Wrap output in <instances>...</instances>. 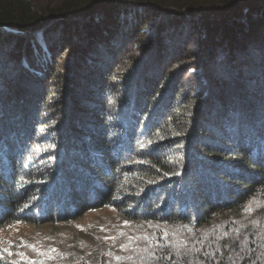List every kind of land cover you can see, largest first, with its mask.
Segmentation results:
<instances>
[{
	"label": "trees",
	"instance_id": "trees-1",
	"mask_svg": "<svg viewBox=\"0 0 264 264\" xmlns=\"http://www.w3.org/2000/svg\"><path fill=\"white\" fill-rule=\"evenodd\" d=\"M1 58L0 229L112 206L193 230L0 264H264L263 206L206 230L264 191V0H0Z\"/></svg>",
	"mask_w": 264,
	"mask_h": 264
},
{
	"label": "rangeland",
	"instance_id": "rangeland-1",
	"mask_svg": "<svg viewBox=\"0 0 264 264\" xmlns=\"http://www.w3.org/2000/svg\"><path fill=\"white\" fill-rule=\"evenodd\" d=\"M195 43H192L190 49L195 46ZM223 54L224 51L217 52L211 64L222 72H224L223 65L228 63L226 58L221 57ZM188 55L190 58H194L193 53ZM3 60L5 59L1 58L0 62ZM169 65L170 62L167 63L166 67ZM189 79L190 77L186 76L185 82L181 83L180 87H184L183 93L188 92ZM263 203L264 191L257 194L239 215L238 213L215 215L206 230L217 229L221 224L230 220L235 221V223L250 221L255 218V212L259 211L262 206L264 211ZM262 217L264 218V214ZM192 230L193 228L188 227L183 222L164 223L148 221L147 219L132 220L116 208L104 206L100 209L90 210L79 219L69 222L30 223L15 221L10 223L0 229V255L3 251L11 252L21 258L30 256L36 258L38 256L42 259V257H48L51 254L58 256L71 249L92 254L98 248L105 253L112 254V251L119 248L117 246L124 245L126 240L130 238H134V241H140L142 238L154 235L164 237L165 234L174 236L190 234Z\"/></svg>",
	"mask_w": 264,
	"mask_h": 264
},
{
	"label": "snow or ice",
	"instance_id": "snow-or-ice-1",
	"mask_svg": "<svg viewBox=\"0 0 264 264\" xmlns=\"http://www.w3.org/2000/svg\"><path fill=\"white\" fill-rule=\"evenodd\" d=\"M165 235H167V234H165ZM33 250H35V248L33 247ZM53 251H55L54 249H53Z\"/></svg>",
	"mask_w": 264,
	"mask_h": 264
}]
</instances>
